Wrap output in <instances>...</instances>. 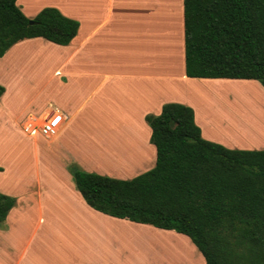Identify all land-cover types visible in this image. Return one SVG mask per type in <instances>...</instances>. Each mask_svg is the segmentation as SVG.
Returning a JSON list of instances; mask_svg holds the SVG:
<instances>
[{
	"label": "crops",
	"instance_id": "crops-1",
	"mask_svg": "<svg viewBox=\"0 0 264 264\" xmlns=\"http://www.w3.org/2000/svg\"><path fill=\"white\" fill-rule=\"evenodd\" d=\"M39 2L15 4L28 19L43 8H54L76 21L78 30L68 45L41 37L23 39L0 57V193L16 201L0 223V264H128L132 251L117 242L130 236L127 231L144 238L142 229L180 238L205 264L183 234L90 208L69 168L116 180L150 171L156 149L145 117L158 116L167 103L190 107L201 138L208 142L230 150H264V133L255 145H237L234 126L235 131L209 132L215 116L207 119L197 103L206 84L238 79L185 75L183 0ZM222 85L212 86L219 92ZM50 108L64 118L58 134L51 139L23 136L21 121ZM261 110L264 125L263 103ZM91 142L98 146L88 147ZM15 149L26 150L28 156L8 154ZM146 234L145 241L164 245L156 235ZM164 255L171 263L176 260Z\"/></svg>",
	"mask_w": 264,
	"mask_h": 264
},
{
	"label": "trees",
	"instance_id": "trees-1",
	"mask_svg": "<svg viewBox=\"0 0 264 264\" xmlns=\"http://www.w3.org/2000/svg\"><path fill=\"white\" fill-rule=\"evenodd\" d=\"M15 2L0 0V57L23 39L65 46L76 36L78 23L56 9L28 19ZM183 13L187 77L255 80L264 91V0H183ZM145 120L155 167L131 180L70 167L84 202L110 217L187 236L205 264H264V150L202 139L193 110L181 104H164ZM15 203L0 193V223Z\"/></svg>",
	"mask_w": 264,
	"mask_h": 264
},
{
	"label": "rangeland",
	"instance_id": "rangeland-1",
	"mask_svg": "<svg viewBox=\"0 0 264 264\" xmlns=\"http://www.w3.org/2000/svg\"><path fill=\"white\" fill-rule=\"evenodd\" d=\"M42 0H40L41 2ZM40 2L38 3V5H40ZM242 82L245 83H250L253 84L254 91H260V95H261V104L263 103V111H264V95L262 97V86L260 85V83L258 81L255 80H238V82H225V83H210V84H206L205 85V89L201 95V93H198V95L196 96L197 99V103L199 105H201V109H202V113L206 114L207 119L211 116L214 117L215 116V120H214V127H208V131L211 133H219L222 131L227 132L228 130H232L235 131L234 129H232V127L234 126V124H239L240 127L246 128L247 130L252 128L254 125L259 126L258 131L257 132H253L250 130V133H248L249 131H246L247 133H243L240 132L238 133V140L239 142L236 143L237 145H255V143L257 142V139H261L263 138V133H264V125H263V121L262 124H260L261 122V116H262V110L258 112L257 117L252 119V115L249 112H244V104L246 103H251L253 104L254 100L253 99H248L245 101H239L240 105H242L241 107L239 106V109L241 110V113L236 114L233 110L234 106L239 103L236 98L234 96L228 95V92H223L221 87L219 88V92H217V89L211 88L210 90L207 89L206 87L208 86H212L213 84H219L222 86H225V84L227 83H231L233 87H237V84H243ZM255 85V86H254ZM257 86V87H256ZM243 87V86H242ZM256 93V92H255ZM225 95V96H224ZM204 97V98H202ZM228 97V99H227ZM227 99V103L226 105L223 104V101L225 102V100ZM239 109H235V110H239ZM227 113H230L229 115H227ZM249 115V116H248ZM251 118V119H248ZM23 118H21L22 120ZM253 121L256 122L253 123ZM238 128L237 131H240L241 128ZM249 127V128H248ZM21 132V131H20ZM22 135V133H21ZM25 136V135H23ZM224 138V137H223ZM92 141V138H89ZM231 140V139H230ZM228 141V140H227ZM237 141V140H236ZM94 145H97V143H94L92 145V142L87 144L88 147H92ZM95 148V147H94ZM27 151L22 149V150H10L8 151V154H18L19 155H23L25 154ZM91 154V152H90ZM28 154L26 153L24 155V157H27ZM14 157V155H13ZM142 231H146V232H151L153 235H156L158 237L153 236L154 238H158V240H160L161 242L164 241L167 238H172L174 241H169L165 240L164 242L167 241V243L170 244H161V243H157L154 241H145V237H146V232H144L145 237L143 238V235H139V234H134L130 231H127L128 234H130V236L128 235V238H126L125 240L118 241L117 243L122 246V247H126V249H131L132 251V256L130 261H128V264H200V261H198V259L196 258V254L195 252L190 248V246L183 240H181L178 237L172 236V235H167V236H163L157 232H154L152 230H146V229H142L140 230ZM139 231V232H140ZM159 238H165L164 240H161ZM178 241V242H175ZM150 242V243H149ZM142 246V247H141ZM90 248H93V246L91 245L90 247H87V250H91ZM136 250V251H135ZM243 250V248H238L237 252H241ZM136 253V254H135ZM170 253L171 255H174L176 257H174L176 260L173 261L171 263L170 258H168L167 256H165L164 254ZM136 255L133 257V255ZM188 259V261H187ZM190 262V263H189ZM238 260L234 259V264H238ZM248 264H251V260L248 259L247 261ZM242 264H245V261H243Z\"/></svg>",
	"mask_w": 264,
	"mask_h": 264
},
{
	"label": "built area",
	"instance_id": "built-area-1",
	"mask_svg": "<svg viewBox=\"0 0 264 264\" xmlns=\"http://www.w3.org/2000/svg\"><path fill=\"white\" fill-rule=\"evenodd\" d=\"M64 122L63 115L56 109L40 115H27L20 123L22 133L31 139H51L55 137Z\"/></svg>",
	"mask_w": 264,
	"mask_h": 264
},
{
	"label": "bare ground",
	"instance_id": "bare-ground-1",
	"mask_svg": "<svg viewBox=\"0 0 264 264\" xmlns=\"http://www.w3.org/2000/svg\"><path fill=\"white\" fill-rule=\"evenodd\" d=\"M237 85H238L237 87H233L234 85L232 86V84L229 83V84H225V86H220V87H221L223 92H228V95L231 96V94H232V96H234L238 102L240 100L245 101V99L246 100H248L250 98L253 99L254 100L253 104H251V103L244 104L245 102L243 103V105L245 106L243 111L249 112L252 115V117H251L252 119L256 118L258 112L261 111V109H262L260 91L259 90L254 91V89H257L258 87L256 86L257 88H254L253 84H250V83L249 84L243 83V84H237ZM207 88L209 90L211 88L218 89L217 87H214V86L207 87ZM240 104H242V103H240V102L237 103L233 108V110L236 114L241 113L239 106L241 107L242 105H240ZM236 108L239 110H235ZM241 114H243V113H241ZM239 127H240L239 124L236 123V124H234L233 128H235V130H237ZM240 128L242 129V127H240ZM258 128H259L258 124L254 125L252 128L248 129V131H249L248 133H250V130L253 132H257ZM240 132H241V130L239 131V133ZM244 133H247V132H244ZM226 137L233 140V141H236L235 136H233V135H226ZM155 237H158V236H155ZM164 241H162V243L167 244V245L170 244V243H167V241L166 242H164ZM169 241L171 242V240H169Z\"/></svg>",
	"mask_w": 264,
	"mask_h": 264
}]
</instances>
